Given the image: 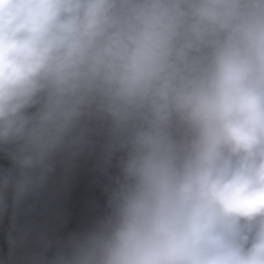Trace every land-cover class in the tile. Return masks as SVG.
<instances>
[{
  "label": "clouds",
  "instance_id": "obj_1",
  "mask_svg": "<svg viewBox=\"0 0 264 264\" xmlns=\"http://www.w3.org/2000/svg\"><path fill=\"white\" fill-rule=\"evenodd\" d=\"M0 160V264H264V0H0Z\"/></svg>",
  "mask_w": 264,
  "mask_h": 264
},
{
  "label": "crops",
  "instance_id": "obj_2",
  "mask_svg": "<svg viewBox=\"0 0 264 264\" xmlns=\"http://www.w3.org/2000/svg\"><path fill=\"white\" fill-rule=\"evenodd\" d=\"M0 164L6 165L7 162L0 160ZM104 202V194L96 187L92 175L85 167L77 171L67 191L60 193L47 208L38 205L36 210L27 216L19 217L17 223L33 221L38 225H46L47 228L60 235H66L84 225L85 217L88 221L102 211ZM50 216L57 219L56 223H46ZM8 226V219L0 224V259H5L8 255L6 242Z\"/></svg>",
  "mask_w": 264,
  "mask_h": 264
},
{
  "label": "trees",
  "instance_id": "obj_3",
  "mask_svg": "<svg viewBox=\"0 0 264 264\" xmlns=\"http://www.w3.org/2000/svg\"><path fill=\"white\" fill-rule=\"evenodd\" d=\"M56 220L57 219L55 217L50 216L49 218H47L46 223H49V222L52 223L53 222V224H54V223H56Z\"/></svg>",
  "mask_w": 264,
  "mask_h": 264
},
{
  "label": "built area",
  "instance_id": "obj_4",
  "mask_svg": "<svg viewBox=\"0 0 264 264\" xmlns=\"http://www.w3.org/2000/svg\"><path fill=\"white\" fill-rule=\"evenodd\" d=\"M86 222H87V217L84 218V223H86Z\"/></svg>",
  "mask_w": 264,
  "mask_h": 264
}]
</instances>
